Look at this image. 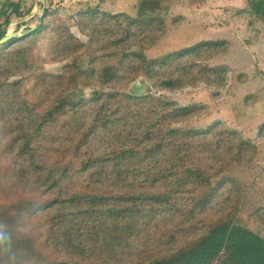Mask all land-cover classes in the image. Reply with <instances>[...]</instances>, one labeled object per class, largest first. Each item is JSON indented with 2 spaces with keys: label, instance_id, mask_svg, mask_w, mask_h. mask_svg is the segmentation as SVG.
I'll return each instance as SVG.
<instances>
[{
  "label": "rangeland",
  "instance_id": "rangeland-1",
  "mask_svg": "<svg viewBox=\"0 0 264 264\" xmlns=\"http://www.w3.org/2000/svg\"><path fill=\"white\" fill-rule=\"evenodd\" d=\"M140 1L45 0V6L50 10L45 16L49 25L26 43L28 57L20 62L16 58L0 60V81L5 82L0 89V131L3 132V141L10 139L11 133L7 130L11 129L10 125L28 121L30 117L41 119L59 95L67 94L75 98L84 95L88 98L95 88L102 91L109 89L99 82V77L87 79L78 76L72 79L75 72L73 66L76 65V69H99L112 65L121 72V77L113 83L119 91L152 93L163 101L173 102L172 106H200L184 115L162 119L159 124L164 128L208 129L207 133L185 137V141L191 150H195L193 160L206 173L215 175L212 183L219 187L218 182H222L202 209L197 207L192 210V203H195L190 202L195 194L186 192L182 194L186 198L179 201L183 212L157 215L156 224L151 223L152 226L146 225L145 220L141 221L140 234L132 239L130 248L134 255L118 260V264H143V257L157 255L167 248L182 247L206 232L212 222L222 217L264 238V20L251 9L249 0H167L155 13L162 20V26L157 22L150 27L130 26L125 15L136 18ZM33 3L34 15L22 21L20 19L23 17L14 16L8 26L9 32H17L21 36L27 32V27H37V15L44 17L43 7L40 4L37 6L38 0H24L23 7L27 8ZM89 7H97L113 15H125L118 19L79 15L80 10ZM19 22L26 24L17 30ZM206 41L219 43L203 46L197 53L176 61L169 74L175 79L181 78V82L170 88L160 84L159 74H146L140 70L136 57L127 56L136 52L151 59ZM122 57L126 58L123 64L120 63ZM15 65L22 66L16 69ZM211 67L219 69L211 71ZM11 68L15 69L13 75L8 72ZM124 109L128 108L124 106ZM136 109L145 116L135 115L132 122H139L148 115L153 120L157 118L149 114L146 108L137 106ZM71 117L72 114L67 112L58 122L47 123L40 137V145L44 148L43 160L54 165H60L62 161L59 168L65 167L68 161L78 166L86 155L85 151L108 155L120 146V137L127 132L123 124L114 125L108 131L101 129L100 137L91 139L89 149L82 146L80 154H77L74 149L75 145L81 143L82 134L71 126ZM64 147L69 150L65 152L62 150ZM166 155L170 166L174 159L169 160L170 151ZM11 157L27 165L19 153ZM2 161L6 162L2 163L6 167L11 159L2 155ZM195 162L190 161L189 165L195 166ZM2 165L0 168H3ZM148 184L143 183L136 191L166 189L161 182L156 187ZM21 187L26 191L25 186ZM66 187V195L91 192L96 188L108 193L124 190L109 181H95L88 172H75ZM20 193L24 194L17 189L2 202L10 203ZM29 219H26V230L37 233L41 244L46 239V230L39 227L41 220L38 217ZM227 240L226 234L220 232L209 241L198 258L211 264H224ZM56 245L42 248L47 259L72 258L63 243ZM126 254L123 253L122 257ZM76 256L80 262L84 261ZM34 262L36 260L32 258L21 264Z\"/></svg>",
  "mask_w": 264,
  "mask_h": 264
},
{
  "label": "trees",
  "instance_id": "trees-1",
  "mask_svg": "<svg viewBox=\"0 0 264 264\" xmlns=\"http://www.w3.org/2000/svg\"><path fill=\"white\" fill-rule=\"evenodd\" d=\"M164 1L167 0H141L136 18L124 13L113 15L102 12L97 7L80 10L79 15L83 14L95 19L101 15L116 19L125 15V20L130 26L150 27L154 22L162 26V20L155 13L161 9ZM0 3L1 39L7 33L14 16L24 17L30 14L34 3L27 8L23 7L24 0H5ZM249 3L255 14L264 20V0H249ZM39 4L44 8V17L37 15L39 23L36 28L27 27L26 33L0 44V60L16 58L20 62L21 59L28 57L26 54L29 48L26 43L33 40L49 25L48 21H45V16L50 10L45 4L41 2ZM26 22H19L17 30ZM218 43L217 41L199 42L151 59L136 52L126 55L136 57L140 70L146 74L150 76L159 74L160 84L170 88L181 82V78L175 79L176 77L169 74L176 61L183 56L197 53L203 46H215ZM124 59L126 58H120V63L123 64ZM21 66L15 65L14 68L18 69ZM76 68V65L73 66L75 72L72 79H77L78 76L87 79L99 77V82L109 89L102 91L95 88L88 98L84 95L76 98L67 94L59 95L54 105L42 115L41 119L30 117L28 121L10 125L11 129H7L11 133L9 141H3V132L0 131V164L6 163L2 161V155L11 159L8 161L10 163L8 166L2 165L3 168H0V227L10 237L6 244L0 245V264H21L29 262L32 258L36 260L34 264L90 262L118 264V260L129 259L134 255V251L130 248L132 239L140 234L141 221L145 220L146 225L152 226L156 224L154 222L157 215L162 216L164 213L177 215L178 211L183 212L179 201L186 198L182 196L186 192L195 194L191 202L189 201L195 203H192V210L197 207L202 209L216 194L222 183L218 182L219 187L212 183L215 175L206 173L205 169L193 160L195 150H191L185 141V137L207 133L208 129L171 126L164 128L159 124L162 119L184 115L200 106H172L173 102L163 101L152 93L119 91L115 89L113 83L121 77V72L112 65L99 69ZM218 69L219 67H211L210 70ZM14 70L11 68L8 72L13 75ZM4 84L5 82L0 81V89ZM124 106L128 109H124ZM137 106L146 108L149 114L157 118L153 120L148 115L139 122H132L135 115L145 116L137 111ZM67 112L72 114L69 121L73 129L82 134L81 143L75 145L74 152L77 154H80L82 146L89 149L91 139L100 137L101 129L108 131L114 125L123 124L127 132H122L124 135L120 137V146L108 155H95L85 151L86 155L78 166H73V163L68 161L65 167L59 168L62 161L60 165H54L43 160L44 148L40 145V137L47 123L58 122ZM65 123L67 124V121ZM62 150L66 152L69 148L64 147ZM167 151H170L169 160L174 159L170 166L166 161ZM18 153L27 165L21 163L20 159L15 157L12 159L11 155ZM165 161L167 165L164 164ZM190 161L195 162L196 165L190 166ZM110 166L112 169L109 170ZM75 172H88L89 175H93V180L109 181L123 187L124 190L108 193L96 188L91 192H73L66 195L64 193L67 190L66 183ZM146 182L153 187L161 182L166 189L136 191L138 186ZM21 185L25 186L26 191ZM17 189L24 194L20 193L10 203L2 202L9 193H16ZM41 214L44 215L39 217ZM34 216L41 220L39 227L46 230V239L41 244L37 233L32 231L29 233L26 230L28 224L26 219ZM220 232H224L228 239L224 264H264V238L253 230L224 217L212 222L206 232L182 247L167 248L157 255L143 257L145 259L143 264H211L198 257L202 255L209 241ZM56 242L63 243L72 258L47 259L42 248L50 247L52 244L57 246ZM161 250L163 249L159 251ZM123 253L127 254L122 257ZM76 255L84 261L80 262Z\"/></svg>",
  "mask_w": 264,
  "mask_h": 264
},
{
  "label": "water",
  "instance_id": "water-1",
  "mask_svg": "<svg viewBox=\"0 0 264 264\" xmlns=\"http://www.w3.org/2000/svg\"><path fill=\"white\" fill-rule=\"evenodd\" d=\"M40 2L43 3V4H45V0H38L37 6H39V3H40ZM43 10H44V8H43ZM35 12H36V11L33 10V11L30 13V15H28L27 17H23V18H21L20 21L25 20L26 18H29V17L33 16ZM14 36H20V34H18L17 32H9V31H7V33L4 35V37H2V38L0 39V44H2V43H4V42L8 41L10 38H12V37H14Z\"/></svg>",
  "mask_w": 264,
  "mask_h": 264
},
{
  "label": "clouds",
  "instance_id": "clouds-1",
  "mask_svg": "<svg viewBox=\"0 0 264 264\" xmlns=\"http://www.w3.org/2000/svg\"><path fill=\"white\" fill-rule=\"evenodd\" d=\"M9 239V235L3 231L2 227H0V245L6 244Z\"/></svg>",
  "mask_w": 264,
  "mask_h": 264
}]
</instances>
